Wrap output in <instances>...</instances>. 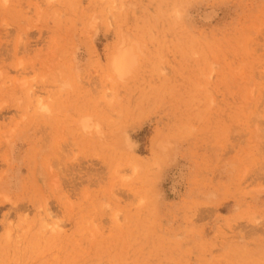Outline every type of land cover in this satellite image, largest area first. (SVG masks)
Here are the masks:
<instances>
[{
    "label": "rangeland",
    "instance_id": "obj_1",
    "mask_svg": "<svg viewBox=\"0 0 264 264\" xmlns=\"http://www.w3.org/2000/svg\"><path fill=\"white\" fill-rule=\"evenodd\" d=\"M0 264H264V0H0Z\"/></svg>",
    "mask_w": 264,
    "mask_h": 264
},
{
    "label": "bare ground",
    "instance_id": "obj_2",
    "mask_svg": "<svg viewBox=\"0 0 264 264\" xmlns=\"http://www.w3.org/2000/svg\"><path fill=\"white\" fill-rule=\"evenodd\" d=\"M128 48V47H127ZM130 50H132V49H130ZM124 51H125V49H124ZM127 51V50H126ZM122 53V52H121ZM121 53H118V54H120L119 56L120 57H117V55L113 58V62L111 63L112 64V67L116 70V71H118V72H121V70L123 71V67H125L126 66V64H127V60H126V58H125V56L123 55V57L121 58ZM123 53H125V52H123ZM126 54H128V53H126ZM130 54V53H129ZM135 55V54H134ZM128 56V55H127ZM136 56V55H135ZM129 57V56H128ZM127 57V58H128ZM130 58H131V56H130ZM136 58V57H135ZM136 60V59H135ZM134 61V60H133ZM125 62H126V64H125ZM135 62V61H134ZM132 64V63H131ZM125 65V66H124ZM129 66V65H128ZM127 67V66H126ZM125 67V68H126ZM130 67V66H129ZM128 68V67H127ZM131 70V69H130ZM92 243V242H91Z\"/></svg>",
    "mask_w": 264,
    "mask_h": 264
}]
</instances>
